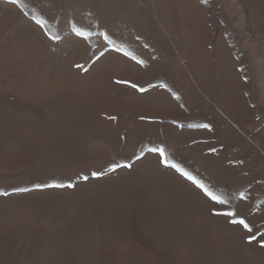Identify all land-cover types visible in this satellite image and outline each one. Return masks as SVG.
I'll return each instance as SVG.
<instances>
[{
  "label": "rangeland",
  "instance_id": "obj_1",
  "mask_svg": "<svg viewBox=\"0 0 264 264\" xmlns=\"http://www.w3.org/2000/svg\"><path fill=\"white\" fill-rule=\"evenodd\" d=\"M0 264H264V0H0Z\"/></svg>",
  "mask_w": 264,
  "mask_h": 264
},
{
  "label": "snow or ice",
  "instance_id": "obj_2",
  "mask_svg": "<svg viewBox=\"0 0 264 264\" xmlns=\"http://www.w3.org/2000/svg\"><path fill=\"white\" fill-rule=\"evenodd\" d=\"M133 87H136V85H133ZM140 90L143 91L144 89H140ZM204 127H207V125H205ZM149 151L158 152L161 157L165 156L164 149H162V148H152V149H149ZM161 162L167 163L166 160H162ZM118 166L119 165H116L114 167H118ZM93 175L95 176V175H97V173H93ZM84 179H87V177H84ZM189 179H192V177H189ZM52 186H54V187H63V185H52ZM68 186L71 187L72 185H68ZM198 186L201 187L202 189L204 188L203 185H198ZM204 192H205V195L209 196L216 203L221 204V205L226 203V201L219 199L218 197H216L213 193H211L207 189H204ZM216 214L217 215H226V216L234 215V213H231V212H228V213H216ZM233 223H237V221H233ZM238 223L241 224V225H244L245 228H248V225L245 223L244 220H240V221H238ZM248 230L251 231L250 228Z\"/></svg>",
  "mask_w": 264,
  "mask_h": 264
}]
</instances>
